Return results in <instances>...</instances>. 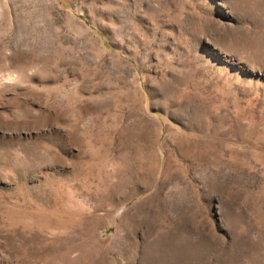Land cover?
Segmentation results:
<instances>
[{
  "label": "rangeland",
  "instance_id": "obj_1",
  "mask_svg": "<svg viewBox=\"0 0 264 264\" xmlns=\"http://www.w3.org/2000/svg\"><path fill=\"white\" fill-rule=\"evenodd\" d=\"M0 264H264V0H0Z\"/></svg>",
  "mask_w": 264,
  "mask_h": 264
}]
</instances>
